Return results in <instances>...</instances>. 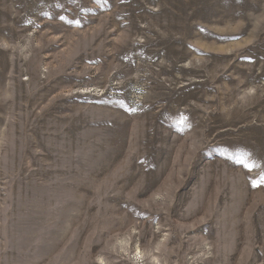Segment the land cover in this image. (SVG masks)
Returning <instances> with one entry per match:
<instances>
[{
    "label": "rangeland",
    "instance_id": "obj_1",
    "mask_svg": "<svg viewBox=\"0 0 264 264\" xmlns=\"http://www.w3.org/2000/svg\"><path fill=\"white\" fill-rule=\"evenodd\" d=\"M0 264H264V0H0Z\"/></svg>",
    "mask_w": 264,
    "mask_h": 264
}]
</instances>
